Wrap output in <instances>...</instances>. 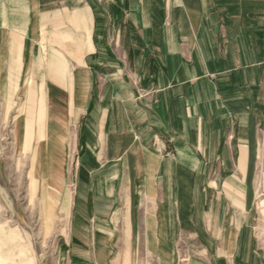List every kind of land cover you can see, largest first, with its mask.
<instances>
[{"label":"crops","instance_id":"1","mask_svg":"<svg viewBox=\"0 0 264 264\" xmlns=\"http://www.w3.org/2000/svg\"><path fill=\"white\" fill-rule=\"evenodd\" d=\"M110 1L104 11L57 1L64 7L55 24L69 29L59 38L76 64L70 90L58 55L47 95L31 82L27 88V103L83 96L70 230L103 258L119 247L117 256L128 255L143 237L161 264H176L174 241L186 235L202 249L185 264H264V218L254 206L264 139V0ZM13 3L36 18L47 4L8 0L11 14ZM116 26L127 37L120 57L104 40ZM15 29L8 44L18 61L28 44L31 54L42 47L27 35L17 39ZM11 76L15 87L17 73ZM51 114L27 130L29 143L56 134ZM211 169L230 173L209 200L204 186L218 179L207 184L201 171ZM123 240L128 246L115 244Z\"/></svg>","mask_w":264,"mask_h":264},{"label":"rangeland","instance_id":"2","mask_svg":"<svg viewBox=\"0 0 264 264\" xmlns=\"http://www.w3.org/2000/svg\"><path fill=\"white\" fill-rule=\"evenodd\" d=\"M44 1L47 4L40 9L41 17L36 18L28 5L13 3L14 11L11 14L12 7L8 0H0V264H161L159 253L151 254L146 246L147 239L143 237L138 240V247L132 250L126 248L128 255L117 256L124 251L118 246L117 249L122 252L110 255L107 250L103 258L98 257L97 247L95 252L93 241H83V236L70 230L69 210L80 155L78 118L72 115L73 99L35 101L32 108L31 103L26 102L29 82L36 91L41 88L47 95L50 80H56L54 69L49 67L53 56L58 55L61 62H65L66 92L70 90L69 73L76 65L74 56L59 38L60 33L69 32V29H58L54 21V15L64 5L57 3L58 0ZM84 1L101 11L111 3L110 0ZM6 18L11 21L7 22ZM119 27L116 26L104 37L108 53L112 51L114 57H120L126 51L124 43L127 37ZM14 28L17 39L27 35L30 42L37 40L42 47L31 54V43L28 44L26 50L20 52L18 61L19 53L15 54L12 45L8 44L13 37L10 30ZM15 73L18 82L13 87L11 75ZM45 110L61 113L63 120L66 119L65 126H68L64 143L66 157L62 170L63 181L57 192L48 190L47 167L50 162L48 151L42 147L43 141L39 137V141L36 139V142L29 143L27 139V130L40 127ZM30 113H33V118L29 117ZM43 136L47 140L48 136ZM261 136H264L263 132H260ZM261 141L260 157L255 169L259 195L254 206L260 207L258 210L264 205V139ZM201 172L207 184L218 179L212 188L204 186V193L210 200L212 194L221 191L220 182L230 172L228 169ZM221 202L223 207L226 202ZM122 242L128 246V240L127 243L123 240L115 244ZM173 245L176 264H185L189 258L201 256L202 247L197 237L178 235ZM185 247L187 252L184 251Z\"/></svg>","mask_w":264,"mask_h":264},{"label":"bare ground","instance_id":"3","mask_svg":"<svg viewBox=\"0 0 264 264\" xmlns=\"http://www.w3.org/2000/svg\"><path fill=\"white\" fill-rule=\"evenodd\" d=\"M76 85H78V84H76ZM80 88L84 89L85 84L83 83ZM77 91H79V90H77ZM75 96H76V94H75ZM82 102H83V96L82 95H79L78 97L73 99V102H72L73 103V114L72 115L74 118H76L77 113L79 112L80 108L82 107V105H83ZM52 105H54V104H52ZM56 109H58V108H56ZM69 114H71V113H69ZM62 116L63 115L61 113L60 114L59 113L54 114V112H53L51 114V116L49 117L50 126L51 127H59L55 130L56 134L52 133L51 135H48V137L46 138L47 140L45 142H44L45 136H43L44 133H43V135L40 136L41 140L43 141L42 147L44 148V151H48V161L50 163H49V167H47V177H48L47 181H48V190L51 192L52 191L57 192L58 188L60 187V185L63 181L62 180L63 179L62 170H63V166L65 163L64 161H65V157H66V147H64V140H65V137L68 135V133H67V129L65 128L66 123L63 120ZM25 125L27 126V124H25ZM260 212L264 218V205H262Z\"/></svg>","mask_w":264,"mask_h":264},{"label":"trees","instance_id":"4","mask_svg":"<svg viewBox=\"0 0 264 264\" xmlns=\"http://www.w3.org/2000/svg\"><path fill=\"white\" fill-rule=\"evenodd\" d=\"M112 11H115V13H118V7L117 5L113 6L112 9H111V13Z\"/></svg>","mask_w":264,"mask_h":264}]
</instances>
